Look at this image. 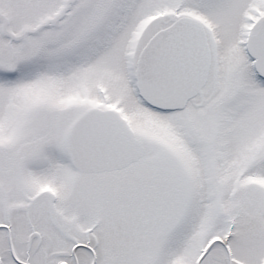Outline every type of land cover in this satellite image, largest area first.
<instances>
[{
	"label": "snow or ice",
	"instance_id": "1",
	"mask_svg": "<svg viewBox=\"0 0 264 264\" xmlns=\"http://www.w3.org/2000/svg\"><path fill=\"white\" fill-rule=\"evenodd\" d=\"M0 264H264V0H0Z\"/></svg>",
	"mask_w": 264,
	"mask_h": 264
}]
</instances>
